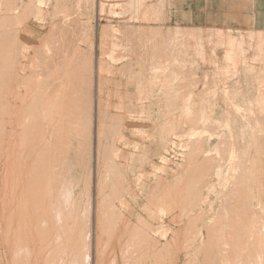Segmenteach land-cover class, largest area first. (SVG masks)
I'll return each mask as SVG.
<instances>
[{"label": "rangeland", "instance_id": "1", "mask_svg": "<svg viewBox=\"0 0 264 264\" xmlns=\"http://www.w3.org/2000/svg\"><path fill=\"white\" fill-rule=\"evenodd\" d=\"M150 1L0 0V38L8 39L9 32H13L19 36L22 49V63L25 68H20L16 75L31 77L36 83L40 81L41 84L45 83L47 87L52 88L57 84L67 86L68 83L63 79L66 76H84L80 82L82 90H88L91 113L87 114L86 129L91 137L90 153L84 154L83 160L90 187L87 192H80V195L86 193L90 200L89 264L99 262L96 258L93 263V256L95 259V255L97 257L99 253L97 249L102 254L101 259L104 258V264H107L105 259L109 256L112 257L109 264L154 263L152 255L158 250L156 247L151 254L142 257L131 258L132 254L129 253L127 258L122 256L120 248L129 238V233L123 232L125 229L130 231L132 227L130 224H124L129 219L136 223V217L140 215L147 222L144 226L152 244L161 242L168 246L166 238L172 237L173 230L182 223L179 218L183 217L185 211L182 210L184 205L174 204V194L171 190L175 174L184 175L183 167L193 171L203 167L205 176L197 183L194 197L185 199L189 218L193 219L186 218L185 221H191V229L182 239L175 241L178 264H191L192 257L197 256V249L192 251L190 247H199L200 242L195 232L199 227L198 223L204 219L205 222L208 221L206 216L211 212L210 204L213 203L217 208L222 203L221 193L231 189L235 172L236 182L241 178L248 180L253 174H261L260 179L256 177L255 180H261L260 187L264 183V112L255 114L244 111V114H237L235 107L225 103H239L245 100L251 104L250 99L254 101L252 98L258 95V87L261 88V101H264V53L262 49H257L255 39H247L253 32L254 35L261 33L254 30L230 29V34L234 36L243 34L245 41L242 43V53L239 54L241 58L234 57L227 61L223 58L224 44L216 33L227 32L226 28L176 25L174 19H167L166 9L169 3L166 0H152V3ZM177 4H180V1H177ZM15 6L18 7L17 10H13ZM177 27L184 35L189 33L185 41L181 38L173 40L172 32L176 31ZM190 33L194 36H190ZM198 38L201 45L196 48L195 42ZM44 61L52 62L51 66L58 61L61 70L67 74H49L42 71L39 63ZM4 70L8 71V67H4ZM157 70L160 71L156 73ZM98 80L101 83V92H98ZM224 86H228L227 92L234 98L223 95ZM20 88L24 91L23 85ZM189 95L192 104L188 107L189 111L185 112ZM56 100L59 103H56ZM97 100L100 101L98 112L95 110ZM51 101L52 112H64L60 101H66L65 99L57 97ZM261 105L264 106V103ZM258 109L264 111V107ZM4 116L12 119L7 124L8 128L18 126V123L13 121L16 118L14 115ZM225 124L227 127H224ZM57 125L61 127L62 124L59 122ZM99 128L104 130V133L99 138L98 155ZM109 129H112L113 133L109 132ZM54 143L56 144V138ZM105 147L112 148V157L104 153L101 155ZM113 149L117 151L116 154ZM229 150L232 154H229ZM192 151L195 154H190ZM110 158L115 171L106 168ZM253 159L261 161L254 163ZM226 164L229 173L224 167ZM107 171V175L114 174L108 176L109 184L106 185L105 191L102 189L101 195L106 200L110 198L112 191L117 190L114 193L116 198L109 201L110 205L112 204L109 212L114 218L101 220L103 225L117 229H113L117 231L116 234L113 231L114 237L110 230L99 232L98 221L93 218L95 210L99 207L102 209L105 204H96L98 191L95 190V181L99 178L98 175L101 176ZM216 171H222L221 175L226 173L225 177L219 178ZM117 172L120 177H116ZM116 178L120 180L117 182ZM180 179L176 185H179ZM219 182L223 183L222 186ZM212 189H215L213 194ZM209 190L211 193H208ZM260 192V189L250 191L252 197L248 199V208L255 209L257 200H261L264 206V193L259 196ZM147 205L151 208L147 209ZM214 215L216 217V214ZM236 217L242 225L251 230L245 237L246 241H253L252 235L255 231L251 229L250 224L261 226L259 219L264 217V210L252 214V220L247 222L242 221L238 214ZM151 229L154 230L150 231ZM94 232L101 242L97 247ZM204 233L206 236V230ZM205 243L210 244L218 254L216 242L205 240ZM229 245L228 240L221 241V246ZM0 250L3 256L1 246ZM216 259H213V263L216 261L217 264ZM245 261L248 262V256Z\"/></svg>", "mask_w": 264, "mask_h": 264}, {"label": "bare ground", "instance_id": "2", "mask_svg": "<svg viewBox=\"0 0 264 264\" xmlns=\"http://www.w3.org/2000/svg\"><path fill=\"white\" fill-rule=\"evenodd\" d=\"M17 8L18 7L15 6L13 10H17ZM177 28L179 30H177ZM177 28L176 31L172 32L174 37L173 40L178 38H181V40L186 39L189 33L184 35L180 28ZM226 30L228 31H219L216 33L220 41L224 44L225 50L223 58L229 61L234 57L241 56L239 54L242 53V45H244L242 43L245 41V36L243 34L234 36L230 34V29ZM190 36H194V34L190 33ZM199 39L200 38L195 42L196 48L197 46L199 48L201 42ZM247 39H255L257 42V49H262L263 41L261 34L254 35L253 32V34L247 36ZM19 42V36L13 34V32H9L8 39L5 38L1 40L0 38V176L2 177L0 178L3 183L1 184L2 188H0V246L3 250V256L0 250V264H75V262L76 264H89L90 254L88 253V240L90 237L88 236L91 218L90 200L86 193L83 196L80 195V192H85L89 190L90 187L89 180L87 179V171H84L85 163L83 160L84 154L90 153L91 137L86 129V123L88 121L87 114L90 112L91 105L89 102L88 90L84 92L82 90V82H80L83 80L84 76H81V78L75 75L66 76L63 79L68 83L67 86L62 87L60 84H57L56 87L52 88L47 87L48 85L45 83L41 84L40 81L36 83L31 77L16 75L20 68H25L22 63V49ZM180 47H182V45ZM200 49L197 50L200 51ZM183 50H185V48H183ZM39 64L41 65L42 71L46 73L67 74L61 70L58 61L53 66H51L53 63L50 61H44ZM6 66L8 67V71L4 70ZM158 71L160 70H157L156 73ZM173 72L175 74L176 70L174 69ZM217 72L219 73V71ZM21 85H23L24 91L21 90ZM86 87L89 88L87 83ZM98 87V92H101V83L99 80ZM227 88L228 86L222 87V93H225L223 95L234 98L227 92ZM258 90L259 91L256 92L258 95L252 98L254 101L250 99L251 104L245 100L239 103L236 101H228L225 103L235 107L236 109L234 110L237 114H244V111H250L255 114L264 112L258 109L264 107L261 105L264 103V101H261V88L258 87ZM57 97L58 99L62 98L66 100L60 101V105L62 109H64V112L60 111L61 114L51 111V100ZM190 97L189 95V101L185 103V112L189 111L188 107L192 104ZM257 97L258 99L256 100ZM56 103L59 102L56 100ZM210 103L211 102H209V104ZM249 106L251 108H248ZM99 107L100 101L97 100L95 105V110L97 112ZM239 107L246 109L241 110ZM4 114L14 115L16 118H14L13 121L17 122L18 126H10L8 128L7 124L11 122L12 119L6 118ZM54 114H56L55 117L53 116ZM59 122L62 124L61 127L57 125ZM229 124H227V126ZM111 130L109 132L113 133ZM102 133H104V130L99 128V130H97V146L100 145L99 138ZM106 133L108 134V132ZM216 135H218L217 132ZM55 138L56 144L54 143ZM190 139H192V136ZM111 147L114 148V146ZM114 149L113 151H115ZM103 150L101 155H103V153L109 156H111L110 153L113 155L112 148L105 147ZM116 152L117 151H115L114 154H116ZM97 153L98 155L100 154V146L97 148ZM190 154L193 155L195 153L192 151ZM229 154H232L230 150ZM107 155L106 157H108ZM24 161H26V166L24 165ZM257 161H261V159H253L252 162L256 163ZM20 164L23 168H26V174L24 173L25 178L22 176L25 181L21 180V176L18 175L19 172L17 174L18 176L16 175L15 177L13 175V173L16 174L15 172L18 170L24 171V169H20ZM107 165L106 168H108V170L112 168V171H115V166L114 163L111 162V158ZM219 167H217V170ZM224 167L226 168L228 165L226 164ZM183 169L185 170L183 171L184 175H182V173L181 175L175 174L172 183L173 189L171 190H173L174 194V198L172 199L174 200V204L179 203L180 205H184L182 210L185 211L183 217L179 218V221H182V223L179 224L178 228L173 230L172 237L166 238L168 246H165L164 243L161 244V242L157 245L152 244L147 229L144 226L147 222L139 215L136 217V223L129 219L126 220L124 224L125 226L130 224L132 227L130 231L129 229H125L123 232V234L129 233L128 240L123 244V247L120 248L123 257L127 258L128 253L132 254L130 255L131 258L142 257L146 254H151L158 248L152 255L154 256V263L151 262L152 264H178L175 241L182 239V236L191 229V221H185L187 220L186 218L188 217V220L193 219V217L189 218L190 214L189 210H186L187 203H185V199L194 197L197 183L205 176V169H203V167L196 169V171L184 167ZM226 169L228 171L229 168ZM11 171L14 172L10 173ZM216 173H218V171H216ZM220 173H218V176H220L219 178H221V176L224 178V174L226 175L227 172L223 175ZM107 174L108 171L101 176L98 175L99 178L95 181V190L98 191L96 204L98 206L105 204L102 209L99 207L95 210L93 218L95 217V221L96 219L98 221L97 227L99 228V232L101 230H110V234L114 237L117 231L113 229L116 228L103 225V220H101H111L114 218V215L110 213L112 204L110 205L109 201L116 198L114 193H116L117 190L112 182L113 189L116 191H112V194L110 190V198L106 200H104V197L101 195L102 189L105 191V187L107 188L109 184L108 176L114 173H111V175ZM117 174L118 176L116 177H120L118 172ZM9 175L10 178H17V180H15L16 185L14 184V179L12 178L13 180H11ZM235 175L236 172L232 177L231 189L224 191L223 194L221 193L222 196H220L223 200L222 203L226 204L221 203L217 208L213 206V203L210 204L209 209L211 212L206 216L208 221L205 222L204 219L202 222L198 223L199 227L195 232H197V239L200 243L198 248H196V246L190 247L192 251L197 249V256L192 257L191 264H216V261L213 263L214 258H217V264H264V217L261 220L259 219V221L262 222L261 226L258 224H250L255 234L252 235L253 241L249 242L246 241L245 237L251 233V230L242 225V222L237 220L236 217V214H238L242 221L247 222L249 219L252 220V214L264 210L261 200L256 201L255 209L247 207L248 204L250 205V200L248 201V199L252 197L249 194L250 191L260 189L261 192L259 196H262V192L264 193V183H262L263 185L260 187L261 180H255L256 177H261V174H253L248 180H243L241 178L239 182L234 180ZM179 179V185H176ZM7 180L8 184L12 181L11 183L16 187L12 184V187L15 188L11 187V189L9 187L7 189ZM19 180L22 181L20 185L21 188L17 186V184H19L18 182H20ZM116 180L118 182L120 178H116ZM219 181H221V179H219ZM8 184L7 186H9ZM222 184L220 185L222 186ZM19 189L21 191H19ZM214 190L215 189L211 190L212 194ZM208 193H211L210 190ZM226 197H228L227 200H225ZM147 206V209L151 208ZM220 209L223 210L220 211ZM214 214H216V217ZM128 221L130 222L128 223ZM175 222H177V220H175ZM152 230L154 229L150 231ZM205 230L206 236H204ZM260 235L262 236L261 239ZM93 237L96 240L95 247L99 246L101 242L96 232H94ZM58 240L60 241L59 243ZM205 240L210 243L213 241L217 243L216 248L218 254L215 253L210 244L205 243ZM225 240L230 242L229 246H221V241ZM56 243L58 245H56ZM159 245L162 246L158 247ZM50 248L51 251H49ZM247 248L249 251L248 255ZM96 249L97 248H95V252ZM111 249H109L110 252H112ZM97 250L99 253L97 257L95 255V259L93 256V263L97 258V261H99L97 264H104V258L101 259L102 254L99 249ZM181 250L183 249L181 248ZM104 251H108V249H104ZM104 255L105 253L103 256ZM247 256L248 262L245 261ZM111 258L112 257L109 256L105 259L107 264H109ZM136 263L137 262H135V264Z\"/></svg>", "mask_w": 264, "mask_h": 264}, {"label": "crops", "instance_id": "3", "mask_svg": "<svg viewBox=\"0 0 264 264\" xmlns=\"http://www.w3.org/2000/svg\"><path fill=\"white\" fill-rule=\"evenodd\" d=\"M169 6L166 9V16L169 21L175 20L176 25L186 26L194 25L201 28L221 27L226 29H241V30H254L259 31L262 34V51L264 53V0H166ZM180 1V4H177ZM153 1L151 0L150 3ZM156 2V0H155ZM263 62V61H262ZM262 68V66H261ZM263 70V68H262ZM253 97L252 95L250 96ZM248 96V98H250ZM195 112V111H194ZM217 112V111H216ZM26 161H24V165ZM23 165V163H22ZM21 164L20 169L24 171H17L13 175L24 176L25 167ZM23 172V173H20ZM23 174V175H22ZM11 175V174H10ZM9 175V178H10ZM17 175V176H18ZM19 176V178H20ZM1 177V176H0ZM2 178V177H1ZM0 178V188H2V179ZM11 177L10 179H12ZM25 178V176H24ZM10 180V181H11ZM17 180L15 178L13 181ZM25 181L23 178L21 179ZM21 180L17 186L20 187ZM12 182V181H11ZM7 180L9 186L12 184ZM16 181L14 182V184ZM13 184V186H15ZM16 187V186H15ZM12 187V188H15ZM11 188V189H12ZM14 190V189H13ZM19 191H21L19 189Z\"/></svg>", "mask_w": 264, "mask_h": 264}]
</instances>
